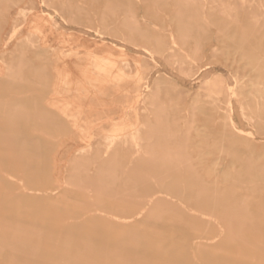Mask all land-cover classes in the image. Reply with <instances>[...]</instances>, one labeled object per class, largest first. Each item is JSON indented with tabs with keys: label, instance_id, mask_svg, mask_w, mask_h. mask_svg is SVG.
<instances>
[{
	"label": "rangeland",
	"instance_id": "374dc122",
	"mask_svg": "<svg viewBox=\"0 0 264 264\" xmlns=\"http://www.w3.org/2000/svg\"><path fill=\"white\" fill-rule=\"evenodd\" d=\"M18 1L0 0V264H20L24 257L21 264H264V0H127L125 9L115 10L118 17L108 0ZM72 59L80 72L90 73L82 77L87 80L63 79L68 76L65 64ZM73 83L79 84L78 90L71 89ZM116 83L125 84L122 91L118 88L123 94L118 105L110 101ZM33 84L45 90L33 91ZM72 90L80 102L68 114L55 99ZM24 94L30 103L14 104ZM100 94L106 102L101 118L96 101ZM233 121L236 128L230 125ZM11 125L19 126V133L25 130L26 138L12 137ZM220 135L231 141L223 142ZM31 139H38L37 144ZM30 141L34 144L29 147ZM169 146L178 151L169 155ZM35 150L43 155L40 165ZM57 192L59 197L50 199ZM34 224L49 226L41 228L45 236ZM56 225L71 236L63 231L65 237Z\"/></svg>",
	"mask_w": 264,
	"mask_h": 264
},
{
	"label": "bare ground",
	"instance_id": "6f19581e",
	"mask_svg": "<svg viewBox=\"0 0 264 264\" xmlns=\"http://www.w3.org/2000/svg\"><path fill=\"white\" fill-rule=\"evenodd\" d=\"M71 1H72V0H71ZM99 1H100V0H99ZM101 1H102V0H101ZM108 1H109V0H108ZM112 1H113V0H112ZM119 1H120V0H119ZM18 2H20V1H18ZM59 2H60V1H59ZM63 2H64V1H63ZM66 2H67V0H66ZM72 2H73V1H72ZM80 2H81V1H80ZM82 2H84V1H82ZM85 2H86V0H85ZM87 2H88V1H87ZM104 2H105V1H104ZM110 2H111V1H110ZM117 2H118V1H117ZM117 2H115V3H117ZM124 2H125V1H123L122 3H124ZM20 3H22V0H21ZM40 3H41V1H40ZM112 3H113V2H111V5H113ZM140 3H141V2H140ZM80 4H81V3H80ZM105 4H106V2H105ZM107 4H109V2H108ZM125 4L127 5V3H125ZM133 4H134V3H133ZM43 5H45V3H43ZM48 5H49V4H48ZM48 5H47V6H48ZM53 5H54V4H53ZM65 5H67V4L64 3V6H65ZM93 5H96V3L93 4ZM74 6H75V5H74ZM83 6H84V3H83ZM109 6H110V5H109ZM109 6H108V7H109ZM114 6H115V5H114ZM53 7H54V6H53ZM65 7H66V6H65ZM87 7H88V6H87ZM106 7H107V6H106ZM112 7H113V6H112ZM133 7H135V6H133ZM33 8H34V2H33ZM47 8H48V7H47ZM67 8H69V7L67 6ZM67 8H66V10H67ZM73 8H74V7H73ZM73 8L71 7V12H72V9H73ZM84 8H85V7H84ZM96 8H97V7H96ZM101 8H102V7H101ZM115 8H116V7H115ZM12 9H13V8H12ZM31 9H32V8H31ZM50 9H51V8H50ZM60 9H61V7H60ZM60 9H58V14H59V15L61 14V13H59V12H60ZM86 9H87V8H86ZM123 9H125V8H123ZM149 9H150V8H149ZM95 10H96V9H95ZM138 10H139V9H138ZM19 11H20V10H19ZM27 11H28V10H27ZM32 11H33V9H32ZM43 11H44V9H43ZM67 11H68V10H67ZM75 11H76V9H75ZM118 11H119V10H118ZM148 11H149V10H148ZM30 12H31V11H30ZM30 12H29V13H30ZM56 12H57V11H56ZM69 12H70V11H69ZM120 12H121V11H120ZM9 13H10V12H9ZM25 13H26V12H25ZM45 13H46V12H45ZM47 13H48V12H47ZM22 15H23V14H22ZM26 15H27V14H26ZM49 15H51V14H49ZM64 15H65V14H64ZM66 15H67V14H66ZM165 16H166V14H165ZM167 16H168V15H167ZM255 17H256V16H255ZM255 17H254V18H255ZM259 17H260V16H259ZM24 19H26V17H25ZM4 20H5V19H4ZM148 21H149V20H148ZM253 22H254V21H253ZM17 24H18V23H17ZM242 24H243V23H242ZM23 25H24V24H23ZM23 25H22V26H23ZM247 25H248V24H247ZM56 26H58V25H56ZM256 26H257V25H256ZM4 27H5V26H4ZM20 27H21V26H20ZM140 27H141V26H140ZM141 28H142V27H141ZM137 29H140V28L138 27ZM15 30L17 31V29H15ZM251 30H252V29H251ZM145 31H146V30H145ZM138 32H139V31H138ZM140 32H141V29H140ZM140 32H139V33H140ZM243 32H244V31H243ZM13 33H15V32H13ZM139 33H138V34H139ZM143 33H144V32H143ZM140 34H142V32H141ZM140 34H139V35H140ZM36 35H37V34H36ZM11 36H12V35H11ZM11 36L8 37V38H6V39H7V40H10ZM172 36H173V35H172ZM172 36H171V38H172ZM27 38H28V37H27ZM32 38H33V36H32ZM32 38H31V39H32ZM39 38H40V37H39ZM173 38H174V37H173ZM173 38H172V40H173ZM44 39H45V38H44ZM126 39H127V38H126ZM174 40H175V39H174ZM33 41H34V40H33ZM259 41H260V40H259ZM27 42H28V40H27ZM30 42H31V41H30ZM9 43H10V42H9ZM9 43H8V45H9ZM28 43H29V42H28ZM16 44H17V43H16ZM36 44H37V43H36ZM36 44H34V45H36ZM163 44H164V43H163ZM19 45H22V43L19 44ZM32 45H33V44H32ZM34 45H33V47H34ZM39 45H40V44H39ZM242 45H243V44H242ZM164 46H165V44H164ZM164 46H163V47H164ZM166 46H167V44H166ZM166 46H165V48L168 47V46H167V47H166ZM19 47H20V46H19ZM171 47H172V46H171ZM13 48H15V46H14ZM20 48H23V47H20ZM161 49L164 50V48H161ZM145 50H146V49H145ZM40 52H41V51H40ZM40 52H39V54H40ZM42 52H43V51H42ZM152 53H154V52H152ZM159 53H160V52H159ZM89 55H90V54H89ZM163 55H164V54H163ZM42 56H43V54H42ZM255 57H256V56H255ZM255 57H254V58H255ZM41 58H42V57H41ZM92 58H95V59H96L97 57H94V56H93ZM254 58H253V59H254ZM256 58H257V57H256ZM22 59H23V58H22ZM45 59H47V58H44V60H45ZM95 59H93V60L96 61ZM235 59H236V58H235ZM253 59H252V60H253ZM261 59H262V58H261ZM42 60H43V58H42ZM97 60H98V59H97ZM245 60H246V58H245ZM263 60H264V59H263ZM24 61H26V60H24ZM142 61H143V60H142ZM21 62H22V61H21ZM50 62H51V61H50ZM241 62H242V61H241ZM243 62H245V61L243 60ZM5 63H6V62H5ZM94 63H95V62H94ZM101 63H102V62H101ZM238 63H239V62H238ZM259 63H260V62H259ZM26 64H27V63H26ZM50 64H51V63H50ZM95 64H96V63H95ZM239 64H240V63H239ZM243 64H244V63H242L241 65L243 66ZM250 64H251V62H250ZM29 65H30V64H29ZM46 65H47V64H46ZM97 65H98V64H97ZM97 65L95 66V68L97 67ZM103 65H104V64H103ZM103 65H102V66H103ZM237 65H238V64H237ZM44 66H45V65H44ZM99 66H100V65H99ZM109 66H110V65H109ZM239 66H240V65H239ZM250 66H251V65H250ZM257 67L259 68L258 65H257ZM97 68H98V67H97ZM97 68H96V69H97ZM127 68H129V67H127ZM241 68H242V67H241ZM254 68H255V67H254ZM254 68H253V69H254ZM7 70H8V69H7ZM21 70H22V69H21ZM97 70H99V71H103V72L109 71V69L106 68V67H100V68H98ZM127 70H128V69H127ZM235 70H236V69H235ZM10 71H11V70H10ZM236 71H238V69H237ZM12 72H13V71H12ZM248 72H249V71H248ZM248 72H247V73H248ZM16 73H17V72H16ZM247 73H246V74H247ZM20 74H21V73H20ZM96 74H97V73H96ZM237 74H238V73H237ZM8 75H9V74H8ZM247 75H248V74H247ZM247 75L245 76V78L247 77ZM252 75H253V74H252ZM49 76H50V75H49ZM40 77H41V75H40ZM248 77H249V76H248ZM251 77H252V76H251ZM2 79H3V78H2ZM2 79H1V80H2ZM21 79H22V78H21ZM27 79H28V78H27ZM39 79H40V78H39ZM241 79H242V78H241ZM251 79H252V78H251ZM235 80H236V79H235ZM24 81H25V80H24ZM243 81H244V80H243ZM43 82H44V81H43ZM241 83H242V81H241ZM242 84H243V83H242ZM249 84H250V83H249ZM3 85H4V84H3ZM33 85H34V84H33ZM145 85H146V88H147V87L149 86V83L146 81V82H145ZM227 85H228V84H227ZM238 85L240 86V84H238ZM238 85H237V86H238ZM243 85H244V84H243ZM251 85H252V84H251ZM34 86H35V85H34ZM36 86H37V85H36ZM36 86H35V88H34V87L32 88L33 91H35V90L38 89V88L40 89L41 87L43 88V89L41 88L42 90H45V87H43V86H41V85H40L41 87H36ZM45 86H46V85H45ZM225 86H226V85H225ZM245 86L248 88L247 85H245ZM261 86L263 87V85H261ZM261 86H260V87H261ZM17 87H18V86H17ZM29 87H31V86H29ZM228 87H229V86H228ZM235 87H236V86H235ZM7 88H8V87H7ZM231 88H232V87H231ZM244 88H245V87H244ZM244 88H243V89H244ZM47 89H48V88H47ZM228 89H229V88H228ZM232 89L235 90L236 88L233 87ZM232 89H231V91H232ZM13 90H14V89H13ZM254 90H255V89H254ZM9 91H10V90H9ZM16 91H17V90H16ZM18 91H19V90H18ZM27 91H29V90H27ZM31 91H32V90H31ZM33 91H32L31 93H30V92H29V93L32 94ZM36 91L38 92V90H36ZM228 91H229V90H228ZM244 91H245V90H244ZM246 91H248V90H246ZM262 91L264 92V90H262ZM21 92H22V91H21ZM42 92H43V91H42ZM42 92H41V93H42ZM236 92H238V90H237ZM241 92H242V94H243V91H241ZM257 92H258V91H257ZM259 92H261V91H259ZM3 93H4V92H3ZM6 93H8V91H6ZM6 93H5V94H6ZM24 93H25V92H24ZM38 93H39V92H38ZM231 93H233V92H231ZM247 93H249V92H247ZM251 93H252V92H251ZM1 94H2V93H1ZM13 94H14V93H13ZM25 94L28 95V97H30V96H29L30 94H28V93H25ZM25 94H24V95H25ZM33 94L36 95L37 93L34 92ZM245 94H246V93H245ZM9 95H10V94H9ZM26 95H25V97L18 96V98H16L17 102H14V104H15V103H18V104H19V102H20V103H22V106H24L25 104L30 103V101L26 99V98H28V97H26ZM142 95L144 96V94H142ZM249 95H250V94H249ZM6 96H7V94H6ZM6 96H4V97H6ZM11 96H12V94H11ZM11 96H10V97H11ZM41 96H42V94H41ZM236 96H237V95H236ZM236 96H235V97H236ZM238 96H239V95H238ZM253 96H256V94L253 95ZM14 97H15V96H14ZM19 97H20V98H19ZM21 97H22V98H21ZM35 97H36V96H35ZM241 97H244V96L241 95ZM250 97H251V96H250ZM261 97H263V96H261ZM7 98H8V96H7ZM31 98H32V97H31ZM33 98H34V97H33ZM3 99H5V98H3ZM37 99H38V98H37ZM155 99H156V98H155ZM240 99H241V98H240ZM251 99H252V98H251ZM251 99H248V101L251 100ZM254 99H255V98H254ZM254 99H253V100H254ZM256 99H257V97H256ZM256 99H255V104L253 103L254 105H256ZM0 100H2V99H0ZM7 100H9V98H8ZM16 100H15V101H16ZM235 100H236V99H235ZM238 100H239V97H238ZM244 100L246 101V99H244ZM35 101H37V100L35 99ZM245 101H244V102H245ZM248 101H246V102L248 103ZM251 101H252V100H251ZM31 102H32V101H31ZM152 102H153V101H152ZM237 102H238V101H237ZM35 103H36V102H35ZM250 103H251V102H250ZM257 103H258V102H257ZM6 104H7V102H6ZM23 104H24V105H23ZM39 104H40V103H39ZM19 105H20V104H19ZM239 105H240V104H239ZM5 106H6V105H5ZM13 106H15V105H13ZM28 106H29V105H28ZM36 106H38L37 103H36ZM210 106H211V105H210ZM248 106H249V105H248ZM6 107H7V106H6ZM26 107H27V105H26ZM30 107H31V106H30ZM249 107H250V106H249ZM257 107H258V106H257ZM257 107H256V108H257ZM14 108H15V107H14ZM14 108H12V111H13ZM21 108H22V107H21ZM23 108H24V107H23ZM1 109H2V108H1ZM25 109H26V108H25ZM33 109H34V108H33ZM38 109H39V106H38ZM5 110H6V108H5ZM5 110L3 109V111H5ZM27 110H28V109H27ZM27 110H26V111H27ZM41 110H42V109H41ZM8 111H9V110H8ZM152 111H153V110H152ZM230 111H231V110H230ZM243 111H244V110H243ZM6 112H7V111H6ZM213 112H214V111H213ZM232 112H233V111H232ZM232 112H231V113H232ZM258 112H259V110H258ZM0 113H1V111H0ZM2 113H3V112H2ZM21 113H22V114H26V113H23V112H21ZM155 113H156V112H155ZM241 113H242V112H241ZM27 114H28V113H27ZM27 114H26V115H27ZM31 114H33V112H32ZM31 114H30V115H31ZM4 115H5V114H4ZM36 115H37V114H36ZM27 116H28V115H27ZM31 116H32V115H31ZM46 116H47V115H46ZM25 117H26V116H25ZM28 117H30V116H28ZM28 117H26V119H27ZM32 117H34V116H32ZM39 117H40V116H39ZM56 117H57V116H56ZM56 117H55V118H56ZM34 118H35V117H34ZM41 118H42V117H41ZM250 118H251V116H250ZM28 119H29V118H28ZM47 119H48V118H47ZM169 119H170V118H169ZM171 119H172V118H171ZM247 119H248V117H247ZM252 119H253V118H252ZM0 120H2V119H0ZM254 120H255V119H254ZM260 120H261V119H260ZM172 121H173V120H172ZM51 122H52V121H51ZM146 122H147V121H146ZM28 123H29V122H28ZM154 123H155V122H154ZM159 123H160V122H159ZM254 123H255V122H254ZM2 124H3V123H2ZM39 124H40V123H39ZM223 124H227V123H223ZM223 124H222V126L224 127L225 125H223ZM228 124H230V122H229ZM237 124H238V123H237ZM24 125H25V124H24ZM30 125H31V123H30ZM230 125H231V127L236 128V125H235L234 121H233V123L231 122ZM11 126H12V128H11V129H12V137H15V136L18 134L17 136H18L19 138H21V137H22V138H26L25 136H26L27 134H26L25 130H24V134H25V136H24V134L19 133V130H18V129H19V126H16V125H15V126L11 125ZM11 126H10V127H11ZM21 126H22V125H21ZM27 126H28V125H27ZM253 126H254V125H253ZM57 127H58V126H57ZM144 127H145V126H144ZM146 127H147V126H146ZM256 127H257V126H256ZM27 128H30V129H31V127H27ZM140 128H141V127H140ZM228 128H230V126H229ZM3 129H5V128L3 127ZM21 129H22V127H21ZM24 129H25V128H24ZM230 129H231V128H230ZM27 130H28V129H27ZM54 130H55V129H54ZM212 130H213V129H212ZM234 130H235V129H234ZM0 131H1V130H0ZM10 131H11V130H10ZM147 131H148V130H147ZM149 131H150V130H149ZM205 131H206V129H205ZM218 131H219V129H218ZM223 131H224V130H223ZM223 131H219V132H223ZM235 131H236V130H235ZM241 131H242V130H241ZM2 132H4V131H2ZM58 132H59V131H58ZM151 132H152V131H151ZM219 132H218V133H219ZM243 132H244V131H243ZM262 132L264 133V131H262ZM27 133H29V132H27ZM41 133H42V132H41ZM46 133H47V132H46ZM212 133H213V132H212ZM216 133H217V132H216ZM224 133H225V132H223V133H221V134H224ZM235 133H237V132H235ZM29 134H30V133H29ZM29 134H28V135H29ZM37 134H38V133H37ZM154 134H155V133H154ZM209 134H210V133H209ZM213 134H214V133H213ZM227 134H228V132L225 133L224 135L228 137ZM238 134H239V133H238ZM0 135H1V134H0ZM8 135H10V133H9ZM31 135H32V133H31ZM48 135H49V134H48ZM140 135H141V134H140ZM202 135H203V134H202ZM204 135H205V134H204ZM204 135H203V136H204ZM210 135H211V134H210ZM215 135H216V134H215ZM215 135H214V136H215ZM218 135H219V134H218ZM138 136H139V135H138ZM214 136H212V137H214ZM220 136H221V135H220ZM222 136H223V135H222ZM222 136H221V137H222ZM225 136H224V137H225ZM230 136H231V134L229 135V138H233L232 136H231V137H230ZM233 136H234V135H233ZM241 136H243L242 133H241ZM28 137H29V136H28ZM32 137H33V136H32ZM32 137H31V138H32ZM49 137H50V136H49ZM146 137H147V136H146ZM224 137H222V138H220V139H221V140H224ZM238 137H239V136H238ZM29 138H30V137H29ZM29 138H28V139H29ZM128 138H129V137H128ZM142 138H143V137H142ZM150 138H151V137H150ZM204 138H205V137H204ZM235 138H236V136H235ZM28 139H27V141H29ZM54 139H55V138H54ZM129 139H131V138H129ZM143 139H144V138H143ZM158 139H159V138H158ZM207 139H208V138H207ZM217 139H218V138H217ZM220 139H219V140H220ZM233 139H234V138H233ZM31 140H32V139H31ZM37 140H38V139H37ZM37 140H36V141H35V140H34V141L32 140V141H33V142H36V144H37ZM113 140H114V139H113ZM146 140H147V139H146ZM152 140H153V139H152ZM205 140H206V139H205ZM227 140H228V138H227ZM227 140H224L223 142H225V141H227ZM229 140L231 141V139H229ZM229 140H228V142H229ZM12 141H13V140H12ZM22 141H23V139H22ZM32 141H30V142H32ZM40 141H41V140H39V142H40ZM55 141H56V140H55ZM107 141H109V140H107ZM110 141H111V140H110ZM154 141H155V138H154ZM243 141L245 142V140H243ZM2 142H3V140H2ZM2 142H1V143H2ZM33 142L30 143V144H27V143H26V144H27L28 146L31 145V144L33 145V144H34ZM135 142H136V141H135ZM149 142H150V141H149ZM166 142H167V141H166ZM208 142H209V140H208ZM249 142H250V141H249ZM225 143H226V142H225ZM232 143H233V142H232ZM232 143H231V144H232ZM236 143H237V142H236ZM250 143H252V142H250ZM39 144H40V143H39ZM173 144H174V143H173ZM216 144H217V143H216ZM216 144H215V145H216ZM221 144H222V143H221ZM229 144H230V143H229ZM229 144H228V146H229ZM239 144H240V143H239ZM40 145H41V144H40ZM43 145H44V144H43ZM215 145H214V146H215ZM245 145H246V144H245ZM245 145H244V146H245ZM38 146H39V145H38ZM38 146H37V147H38ZM105 146H106V145H105ZM111 146H112V148H113V145H111ZM135 146H136V145H135ZM175 146H176V145H175ZM175 146H173V147H175ZM216 146H218V145H216ZM228 146H226V147L228 148ZM240 146H241V145H240ZM0 147H1V146H0ZM29 147H30V146H29ZM31 147H32L33 149L36 148V147H33V146H31ZM50 147H51V146H50ZM152 147H153V146H152ZM173 147H172V146H171V147L169 146L170 149L168 148L169 151H167L169 155L172 154V152H174V151H176V152L178 151V150H175V148H173ZM229 147H230V146H229ZM232 147H233V146H232ZM257 147H258V146H257ZM145 148H146V147H145ZM214 148H215V147H214ZM222 148H225V147H224V143H223V147H221V149H222ZM0 149H1V148H0ZM20 149L22 150V148H20ZM130 149H131V148H130ZM232 149H233V148H232ZM3 150H5V148H3ZM137 150H138V149H137ZM23 151H24V149H23ZM37 151H38V149H37ZM37 151L35 150V151H33V152L35 153V152H37ZM108 151H109V150H108ZM219 151H220V150H219ZM228 151H230V150H228ZM243 151H244V150H243ZM245 151H246V150H245ZM20 152H21V151H20ZM25 152H26V151H25ZM38 152H39V151H38ZM38 152H37V153H38ZM136 152H137V151H136ZM207 152H209V151H207ZM222 152H223V151H222ZM238 152H241V150L238 151ZM252 152H253V151H252ZM81 153H82V152H81ZM105 153H106V152H105ZM151 153H152V152H151ZM151 153H150V154H151ZM162 153H163V152H162ZM24 154H25V153H24ZM39 154H41V153H38V155H35V156H39L37 160L40 161V158H41V157L43 158V155L41 154L42 156H40ZM244 154H245V153H244ZM82 155H83V154H82ZM153 155H154V154H153ZM209 155H210V154H209ZM9 156H10V155H9ZM30 156H32V155H30ZM124 156H125V155H124ZM136 156H137V155H136ZM144 156H145V155H144ZM149 156H150V155H149ZM252 156H253V155H252ZM11 157H15V155L12 154ZM83 157H84V155H83ZM100 157H101V156H100ZM145 157H146V156H145ZM153 157H154V156H153ZM172 157H175V156H172ZM248 157H249V156H248ZM19 158H20V157H19ZM31 158H32V157H31ZM31 158H30V160H31ZM101 158H102V157H101ZM105 158H106V157H105ZM155 158H158V157H155ZM176 158H177V157H176ZM179 158H180V157H179ZM205 158H206V157H205ZM249 158H250V157H249ZM252 158H253V157H252ZM258 158H259V157H258ZM8 159H9V158H8ZM95 159H97V158H95ZM177 159H178V158H177ZM223 159H224V158H223ZM241 159H242V158H241ZM244 159H245V158H244ZM244 159H243V160H244ZM3 160H4V159H2L1 162H2ZM12 160H13V159H12ZM30 160H29V161H30ZM35 160H36V159H35ZM35 160H34V161H35ZM82 160H83V159H82ZM178 160H180V159H178ZM250 160H251V159H250ZM9 161H10V160H9ZM16 161H17V160H16ZM18 161H19V159H18ZM32 161H33V159H32ZM79 161H80V160H79ZM128 161H129V160H128ZM131 161H132V160H131ZM146 161H147V160H146ZM168 161H169V160H168ZM181 161H183V159H182ZM226 161H227V160H226ZM258 161H259V160H258ZM10 162H11V161H10ZM20 162H21V161H20ZM35 162H36V161H35ZM93 162H94V161H93ZM98 162H100V161H98ZM101 162H102V161H101ZM104 162H105V161L103 160V163H104ZM154 162H155V161H154ZM157 162H158V161H157ZM160 162H161V161H160ZM12 163H13V162H12ZM12 163H11V164H12ZM14 163H15V162H14ZM29 163H30V162H29ZM29 163H28V164H29ZM32 163H33V162H32ZM40 163H42V162L40 161V162H39V165H40ZM134 163H135V162H134ZM245 163H246V162H245ZM258 163H259V162H258ZM33 164H36V163H33ZM95 164H96V162H95ZM205 164H206V163H205ZM241 164H242V163H241ZM12 165H13V164H12ZM18 165H19V164H18ZM93 165H94V164H93ZM93 165H92V166H93ZM135 165H136V164H135ZM207 165H208V164H207ZM219 165H220V164H219ZM250 165H251V163H250ZM19 166H21V165H19ZM29 166H31V164H30ZM48 166H49V165H48ZM146 166H147V165H146ZM251 166H252V165H251ZM11 167H12V166H11ZM17 167H18V166H17ZM25 167H26V166H25ZM147 167H148V166H147ZM200 167H201V165H200ZM216 167H217V166H216ZM226 167H227V166H226ZM236 167H237V166H236ZM0 168H1V167H0ZM18 168H20V167H18ZM27 168H28V166H27ZM29 168H31V167H29ZM40 168H42V167L40 166ZM74 168H75V167H74ZM76 168H77V167H76ZM160 168H161V167H160ZM9 169H11V168H9ZM114 169L116 170L117 168H114ZM126 169H127V168H126ZM156 169H157V168H156ZM158 169H159V168H158ZM187 169H188V168H187ZM115 170H114V171H115ZM188 170H189V169H188ZM193 170H194V169H193ZM225 170H226V168H225ZM1 171H2V169H1ZM19 171H20V170H19ZM24 171H26V170H24ZM86 171H87V170H86ZM96 171H97V169H96ZM201 171H203V170H201ZM208 171H209V170H208ZM215 171H216V169H215ZM228 171H229V170H228ZM232 171H233V170H232ZM42 172H43V171H41V173H42ZM77 172H78V170H77ZM125 172H127V171H125ZM210 172H211V171H210ZM18 173H19V172H18ZM18 173H17V175H18ZM20 173H21V172H20ZM26 173H27V172H26ZM46 173H47V172H45V175H46ZM13 174H15V173H13ZM24 174H25V172H24ZM42 174H43V173H42ZM146 174H147V173H146ZM180 174H181V173H180ZM194 174H195V173H194ZM204 174H205V173H204ZM206 174H207V173H206ZM215 174H216V173H215ZM9 175H10V174H9ZM15 175H16V174H15ZM20 175H21V174H20ZM20 175H19V176H20ZM22 175H23V173H22ZM93 175H94V174H93ZM115 175H116V173H115ZM161 175H162V174H161ZM209 175H210V174H209ZM40 176H42V175H40ZM40 176H39V177H40ZM8 177H10V176H8ZM12 177L15 178L14 176H12ZM16 177H17V176H16ZM24 177H25V175H24ZM39 177H38V178H39ZM6 178H7V176H6ZM93 178H95V177L93 176ZM253 178H254V177H253ZM95 179H96V178H95ZM123 179H124V178H123ZM152 179H153V178H152ZM261 179H262V178H261ZM72 180H73V179H72ZM130 180H131V179H130ZM154 180H155V179H154ZM161 180H162V179H161ZM207 180H208V179H207ZM209 180H210V178H209ZM258 180H260V179H258ZM97 181H98V180H97ZM262 181H264V180H262ZM11 182H12V181H11ZM18 182H19V181L17 180V183H18ZM33 182H34V183H37V184L39 183L38 180H35V179L33 180ZM86 182H87V181H86ZM94 182H95V181H94ZM202 182H203V181H202ZM0 183H1V181H0ZM34 183H33V184H34ZM98 183H99V182H98ZM100 183H101V182H100ZM100 183H99V184H100ZM256 183H257V182H256ZM256 183H255V185L259 184V183H257V184H256ZM2 184H3V183H2ZM5 184H6V183H5ZM30 184H32V183L30 182ZM42 184H43V183H42ZM67 184H68V183H67ZM99 184H98V185H99ZM101 184H102V183H101ZM263 184H264V183H263ZM25 185H26V184H25ZM25 185H24V186H25ZM38 185H39V184H38ZM114 185H115V184H114ZM255 185H254V186H255ZM261 185H262V183H261ZM261 185H260V186H261ZM0 186H1V185H0ZM18 186H19V184H18ZM18 186H17V188H18ZM26 186H27V185H26ZM35 186H36V185H35ZM73 186H74V185H73ZM109 186H112V185L110 184ZM20 187H21V185H20ZM22 187H23V186H22ZM36 187H37V186H36ZM229 187H230V186H229ZM241 187H242V186H241ZM248 187H249V186H248ZM256 187H257V186H256ZM256 187H255V188H256ZM262 187H263V186H262ZM24 188H25V187H24ZM29 188H30V187H29ZM37 188H38V187H37ZM59 188H60V187H59ZM96 188H97V186H96ZM258 188H259V187H258ZM19 189L22 190V188H19ZM26 189H27V188H26ZM30 189H31V188H30ZM62 189H63V188H62ZM65 189H66V188H64V190H65ZM78 189H79V188H78ZM86 189H87V188H86ZM89 189H90V188H89ZM112 189H113V188H112ZM251 189H252V188H251ZM1 190H3V188H1ZM4 190H5V189H4ZM4 190H3L2 192H4ZM27 190H28V189H27ZM34 190H35V189H34ZM34 190H33V191H34ZM37 190H38V189H37ZM59 190H60V189H58V191H59ZM76 190H77V189H76ZM110 190H111V189H110ZM114 190H115V189H114ZM16 191H17V190H16ZM16 191H14V192H16ZM22 191H23V190H22ZM25 191H26V190H25ZM29 191H31V190H29ZM35 191H36V190H35ZM51 191H52V190H51ZM53 191H54V190H53ZM55 191H56V190H55ZM244 191H245V190H244ZM9 192H10V190H9ZM12 192H13V191H12ZM14 192H13V193H14ZM23 192H24V191H23ZM37 192H38V191H37ZM81 192H82V191H81ZM133 192H134V191H133ZM136 192H137V191H136ZM212 192H213V191H212ZM222 192H223V191H222ZM0 193H1V192H0ZM16 193H17V192H16ZM21 193H22V192H21ZM40 193H41V192H40ZM43 193H44V192H43ZM43 193H42V195H43ZM58 193H59V192H57L56 195L52 194V196L50 197V199L56 198V197L59 195ZM84 193H85V192H83V194H84ZM93 193H94V192H93ZM99 193H100V192H99ZM101 193H102V192H101ZM160 193H161V192H160ZM180 193H181V192H180ZM208 193H209V192H208ZM223 193H224V192H223ZM8 194H9V193H8ZM10 194H11V192H10ZM33 194H34V193H33ZM33 194H26V193H25V194H22V196L34 197V198H38V197H39V196H36V195H33ZM62 194H63V193H62ZM90 194H91V193H90ZM161 194H162V193H161ZM1 195H2V194H1ZM4 195H5V194H4ZM46 195H47V194H46ZM85 195H86V194H85ZM91 195H92V194H91ZM113 195H114V194H113ZM116 195H117V194H116ZM165 195H166V194H165ZM165 195H164V196H165ZM261 195H262V194H261ZM263 195H264V194H263ZM43 196H44V195H43ZM60 196H61V194H60ZM120 196H121V195H120ZM124 196H125V195H124ZM153 196H154V195H153ZM153 196H152V197H153ZM207 196H208V195H207ZM3 197H4V196H3ZM12 197H14V196H12ZM58 197H59V196H58ZM63 197H64V196H63ZM63 197H62V200H63ZM114 197H115V196H114ZM157 197H158V196H157ZM262 197H263V196H262ZM1 198H2V197H1ZM5 198H7V195H6ZM20 198H21V197H20ZM48 198H49V197H48ZM145 198H146V197H145ZM238 198H239V197H238ZM242 198H243V197H242ZM260 198H261V197H260ZM2 199H3V198H2ZM9 199H10V198H9ZM9 199H8L7 201H9ZM17 199H18V201L20 200L19 197H18V198H15V199L13 198V200H17ZM31 199H32V198H31ZM59 199H60V198H59ZM59 199H57V200H59ZM66 199H67V198H66ZM133 199H134V198H133ZM149 199H150V198H149ZM160 199H161V198H160ZM163 199H165V198L163 197ZM21 200H22V199H21ZM33 200H34V199H33ZM43 200H44V199H43ZM54 200H55V199H54ZM151 200H152V199H151ZM158 200H159V199H158ZM173 200H174V199H173ZM256 200H259V199H256ZM2 201H3V200H2ZM18 201H17V202H18ZM29 201H30V199H29ZM29 201H28V202H29ZM39 201H40V200H39ZM55 201H56V200H55ZM66 201H67V200H66ZM69 201H70V200H69ZM261 201H262V200H261ZM24 202H25V201H24ZM48 202H49V201H48ZM56 202H57V201H56ZM60 202H61V201H60ZM60 202H59V203H60ZM83 202H84V201H83ZM94 202H95V201H94ZM180 202H181V200H180ZM202 202H203V201H202ZM205 202H206V201H205ZM7 203H8V202H7ZM32 203H33V202H32ZM32 203H31V204H32ZM45 203H46V202H45ZM63 203H64V201H63ZM67 203H68V202H67ZM108 203H109V202H108ZM206 203H207V202H206ZM0 204L2 205V203H0ZM9 204H10V203H9ZM11 204H12V202H11ZM11 204H10V205H11ZM29 204H30V203H29ZM46 204H47V203H46ZM48 204H49V203H48ZM50 204H51V205H50ZM50 204H49V205L52 206V203H50ZM65 204H66V203H65ZM23 205H24V204H23ZM25 205H26V204H25ZM43 205L45 206V204H43ZM43 205H41V206H43ZM49 205H47V206H49ZM68 205H69V206H68ZM68 205H67V208L70 207V204H69V203H68ZM94 205H95V204H94ZM113 205H114V204H113ZM205 205H206V204H205ZM31 206H32V205H31ZM41 206H40V207H41ZM261 206H262V205H261ZM5 207H6V206H5ZM10 207H11V206H9V208H10ZM13 207H14V205H13ZM16 207H17V206H16ZM24 207H26V206H24ZM35 207H36V206H35ZM7 208H8V207H7ZM29 208H31V207H29ZM64 208H65V207H64ZM67 208H66V209H67ZM182 208H184V207H182ZM260 208H261V207H260ZM17 209H18V208H17ZM20 209H21V208H20ZM25 209H26V208H25ZM27 209H28V208H27ZM45 209H46V208H45ZM49 209H50V211H51L52 208L50 207ZM53 209H54V208H53ZM53 209H52V211H53ZM68 209H69V208H68ZM113 209H114V208H113ZM165 209H166V208H165ZM169 209H170V208H169ZM14 210H16V209H14ZM30 210H31V209H30ZM47 210H48V209H47ZM56 210H59V209H56ZM60 210H61V209H60ZM62 210H63V209H62ZM95 210H96V209H95ZM95 210H94V211H95ZM116 210H117V209H116ZM140 210H141V209H140ZM171 210H172V209H171ZM260 210H261V209H260ZM12 211H13V209H12ZM17 211H18V210H17ZM17 211H16V213H17ZM32 211H34V210L32 209ZM42 211H44V209H43ZM68 211H70V210H68ZM90 211H92V210L90 209ZM96 211H97V210H96ZM141 211H142V210H141ZM70 212H71V211H70ZM72 212H73V211H72ZM72 212H71V213H72ZM74 212H75V211H74ZM137 212H138V211H137ZM35 213H37V212H34V215H35ZM139 213H140V212H139ZM2 214H3V213H2ZM9 214H10V213H9ZM59 214H61V213H59ZM76 214L78 215V212H76ZM140 214H141V213H140ZM29 215H31V214H29ZM49 215H50V214H49ZM65 215H66V214H65ZM77 215H76V216H77ZM83 215H85V214H83ZM90 215H91V214H90ZM97 215H98V214H97ZM133 215H134V214H133ZM152 215H154V214H152ZM210 215H211V214H210ZM16 216H17V215H16ZM31 216H32V215H31ZM37 216H38V215H37ZM87 216H88V215L86 214V217H87ZM117 216H118V215H117ZM131 216H132V215H131ZM134 216H135V215H134ZM211 216H212V215H211ZM2 217H3V215H2ZM17 217H18V216H17ZM24 217H25V216H24ZM29 217H30V216H29ZM32 217H33V216H32ZM32 217H30V218H32ZM60 217H61V216H60ZM80 217H82V216H80ZM101 217H102V216H101ZM114 217H115V216H114ZM152 217L154 218V216H152ZM217 217H218V216H217ZM7 218H9V217H7ZM19 218H20V217H19ZM19 218H18V219H19ZM30 218H29V219H30ZM35 218H37V217H35ZM39 218H40V217H39ZM39 218H38V219H39ZM42 218H43V217H42ZM42 218H40V219H42ZM61 218H62V217H61ZM64 218H65V217H64ZM90 218H91V217H90ZM90 218H89V219H90ZM104 218H105V217H104ZM127 218H128V217H127ZM134 218H136V217H134ZM203 218H204V217H203ZM3 219H4V218H3ZM23 219H24V218H23ZM25 219H26V218H25ZM25 219H24V221H25ZM27 219H28V217H27ZM29 219L26 220V221H29ZM33 219H34V218H33ZM38 219H37V222H38ZM40 219H39V220H40ZM82 219H83V218H82ZM87 219H88V218H87ZM115 219H116V218H115ZM122 219H123V218H122ZM136 219H138V218H136ZM151 219H152V218H151ZM4 220H5V219H4ZM21 220H22V219H21ZM79 220H80V219H79ZM118 220H119V219H118ZM178 220H179V219H178ZM178 220H176V221H178ZM180 220H181V219H180ZM210 220H211V219H210ZM0 221H1V223H2V220H1V219H0ZM13 221L15 222V221H17V220H13ZM30 221H32V220H30ZM30 221H29V222H30ZM33 221H35V219H34ZM46 221H47V220H46ZM46 221H45V222H46ZM51 221H52V220H51ZM55 221H56V220H55ZM69 221H70V220H69ZM113 221H115V220H113ZM120 221H121V220H120ZM130 221H132V220H130ZM134 221H135V220H134ZM151 221H152V220H151ZM217 221H218V220H217ZM35 222H36V221H35ZM42 222H43V221H41V223H42ZM58 222H59V221H57V224H58ZM64 222H65V221H63V224H64ZM70 222H71V221H70ZM82 222H85V219L82 220ZM136 222H138V221H136ZM144 222H145V221H144ZM1 223H0V224H1ZM3 223H5V222H3ZM15 223H16V222H15ZM15 223H13V224H15ZM47 223H48L47 225H49V222H48V221H47ZM51 223L53 224V221H52ZM60 223H62V222H60ZM116 223H117V222H116ZM119 223H121V222H119ZM6 224H7V223H6ZM6 224H4V225H6ZM39 224H40V223H39ZM43 224H44V223H43ZM54 224H55V222H54ZM121 224H122V223H121ZM137 224H138V223H137ZM137 224H136V225H137ZM142 224H143V223H142ZM182 224H183V223H182ZM35 225H36V224H34V226H35ZM41 225H42V224H41ZM41 225H40V226H41ZM45 225H46V224H45ZM66 225H67V224H66ZM43 226H44V225H43ZM57 226H59V225H56V227H57ZM82 226H84V224H82ZM180 226H182V225H180ZM184 226H185V225H184ZM218 226H219V225H218ZM224 226H225V225H224ZM4 227H5V226H4ZM7 227H9V226H7ZM10 227H11V226H10ZM46 227H49V226L40 227V228H39V226H38L39 231H41V232H37V229H38V228H37V226H35V228H37V229H36V232H37V233H42V235H43V229L41 230V228H46ZM51 227H52V226H51ZM53 227H54V226H53ZM53 227H52V228H53ZM56 227H54V228H56ZM62 227H63V226H62ZM140 227H141V226H140ZM219 227H220V226H219ZM32 228H34V227H32ZM54 228H53V229H54ZM59 228H60V226L58 227V229L56 228L57 231L59 230ZM63 228H65V226H64ZM63 228H62V229H63ZM123 228H125V227H123ZM141 228H142V227H141ZM250 228H251V227H250ZM13 229H14V226H13ZM13 229H12V230H13ZM48 229H49V228H48ZM53 229H50V230H52V234H51V231L49 232V230H48L47 232H49L51 235H53V234H55V233L53 232ZM60 229H61V228H60ZM81 229H82V228H81ZM92 229H93V228H91V231L93 232L95 229H94V230H92ZM129 229H130V228H129ZM138 229H139V228H138ZM161 229H162V228H161ZM219 229H220V228H219ZM1 230H2V229H0V231H1ZM46 230H47V229H46ZM71 230H73V229H71ZM96 230H97V229H96ZM120 230H121V229H120ZM123 230H124V229H123ZM131 230H132V229H131ZM222 230H223V229H222ZM25 231H26V230H25ZM34 231H35V229H34ZM44 231H45V230H44ZM54 231L56 232L55 229H54ZM59 231L62 232V234H64L63 231L65 232V229H64L63 231H61V230H59ZM87 231H88V230H87ZM103 231H105V230H103ZM109 231H110V230H109ZM111 231H112V230H111ZM149 231H150V230H149ZM157 231H158V230H157ZM207 231H208V229H207ZM223 231H225V229H224ZM7 232H8V231H7ZM9 232H10V231H9ZM47 232H46V235L48 234ZM100 232H101V231H100ZM32 233H33V232H32ZM65 233L67 234L68 231L65 232ZM70 233H71V231H70ZM70 233H68V236H69V235L71 236ZM95 233H97V232H95ZM106 233H107V232H106ZM106 233H105V234H106ZM230 233H231V232H230ZM3 234H4V232H3ZM10 234H11V233H10ZM20 234H22V233H20ZM57 234H59V233L57 232ZM66 234H64V236H65ZM81 234H82V233H81ZM93 234H94V233H93ZM150 234H151V233H150ZM153 234H154V233H153ZM4 235H5V234H4ZM18 235H19V234H17V236H18ZM42 235H40V236H42ZM51 235H49V236H51ZM74 235H75V234H74ZM106 235L108 236V234H106ZM233 235H234V234H233ZM8 236H9V234H8ZM25 236H26V235H25ZM27 236H28V233H27ZM40 236H39V239L41 238ZM43 236H45V234H44ZM55 236H57V235H55ZM66 236H67V235H66ZM66 236H65V237H66ZM79 236H80V235H79ZM95 236L98 238V236H97L96 234H95ZM155 236H156V235H155ZM219 236H220V235H219ZM20 237H22V235H21ZM59 237H60V236H59ZM65 237H64V238H65ZM75 237H76V236H74V238H75ZM90 237H91V236H90ZM92 237H93V236H92ZM103 237H104V236H103ZM103 237H102V238H103ZM105 237H106V236H105ZM108 237H109V236H108ZM108 237H107L105 240H107V239L109 240V239L111 238V237H109V238H108ZM30 238H32V237H30ZM47 238H49V237L47 236ZM57 238H58V237H57ZM62 238H63V235H62V237H60V239H62ZM70 238L73 239L72 241H74V238H73V237H69L68 239H70ZM76 238H77V237H76ZM99 238H101V236H100ZM115 238H116V237H115ZM14 239H18V238H15V237H14ZM19 239H20V238H19ZM26 239H27V238H26ZM60 239H59V240H60ZM77 239H78L77 241L80 242L79 237H78ZM81 239L84 240L85 238L83 239V237L81 236ZM91 239H92V238H91ZM103 239H104V238H103ZM193 239H194V238H193ZM212 239H213V238H212ZM1 240H2V239H0V242H2ZM20 240H21V239H20ZM42 240H43V238H42ZM44 240H45V239H44ZM44 240H43V241H44ZM51 240H53L52 237H51ZM57 240H58V239H57ZM66 240H67V239H66ZM86 240H87V239H86ZM101 240H102V239H101ZM105 240H104V241H105ZM12 241H14V240H11V242H12ZM26 241H27V240H26ZM48 241H49V239H48ZM48 241H47V244H48L50 247H52L53 244L50 245L49 243H51V242L48 243ZM63 241H64V240H63ZM70 241H71V240H70ZM98 241H100V240H98ZM11 242H10V243H11ZM21 242H22V241H21ZM45 242H46V240H45ZM45 242H44V243H45ZM64 242H65V241H64ZM67 242H68V241H67ZM84 242H86V241H84ZM92 242H93V241H92ZM101 242H103V241H101ZM192 242H193V241H192ZM7 243H8V242H7ZM10 243H8V244H10ZM15 243H16V242H14L13 245H15ZM42 243H43V242H42ZM58 243H59V241H58ZM60 243H61V241H60ZM69 243H70V242H69ZM195 243H196V242H195ZM17 244H19V243H17ZM40 244H41V243H40ZM55 244H56V242H55ZM85 244H86V243H85ZM90 244L92 245V243H90ZM193 244H194V242H193ZM197 244H198V243H197ZM1 245H3V244H1ZM5 245H6V244H5ZM26 245H27V244H26ZM48 245H46V246H48ZM60 245H61V244H60ZM60 245H59V247H61V250H62L63 248H62V246H60ZM72 245H73V243H72ZM76 245H78V244H76ZM195 245H196V244H195ZM198 245H199V244H198ZM42 246H43V245H42ZM69 246H71V244H68L67 247L70 248ZM93 246H94V245H93ZM95 246L98 247V245H95ZM111 246H112V245H111ZM15 247H19V246H15ZM72 247H73V246H72ZM72 247H71V248H72ZM80 247H81V246H80ZM82 247H83V246H82ZM88 247H89V246H88ZM90 247H91V246H90ZM97 247H96V248H97ZM101 247H102V246H101ZM117 247H119V246H117ZM117 247L114 246V248H117ZM0 248H1V246H0ZM21 248H22V247H21ZM32 248H33V247H32ZM32 248H30V250H31ZM43 248H44V246H43ZM54 248L57 249L58 247L55 246ZM68 248H67V249H68ZM77 248H78V247H77ZM77 248H76V249H77ZM83 248H84V247H83ZM85 248H86V246H85ZM91 248H92V247H91ZM91 248H90V249H91ZM94 248H95V247H94ZM98 248H100V247H98ZM103 248H104V247H103ZM1 249H3V248H1ZM4 249H5V248H4ZM7 249H8V247H7ZM23 249H24V248H23ZM25 249H26V248H25ZM44 249H45V248H44ZM44 249H43V250H44ZM59 249H60V248H59ZM73 249L75 250V248H73ZM79 249H80V248H79ZM105 249H106V248H105ZM13 250H15V248H14ZM13 250H12L11 254L14 253ZM43 250H42V251H43ZM52 250H54V249L52 248ZM69 250H70V249H69ZM84 250H85V249H84ZM3 251H5V250H2V253H3ZM20 251H21V250H20ZM20 251L18 250V252H20ZM23 251H24V250H23ZM23 251L20 252V253H23ZM32 251H33V250H31V253H32ZM36 251H37V250H36ZM42 251H41V252H42ZM44 251H45V250H44ZM54 251H55V250H54ZM16 253H17V251H15V254H16ZM25 253H26V251H25ZM63 253H64V252H63ZM195 253H196V252H195ZM3 254H4V253H3ZM15 254H14V255H15ZM41 254H42V253H41ZM61 254H62V253H61ZM64 254H65V253H64ZM89 254H90V253H89ZM89 254H88V255H89ZM94 254H95V253H94ZM96 254H97V253H96ZM30 255H31V254H30ZM34 255H35V253H34ZM62 255H63V254H62ZM92 255H93V254H92ZM98 255H99V254H98ZM108 255H109V254H108ZM112 255H113V254H112ZM9 256H10V254H9ZM9 256H7V257L9 258ZM32 256H33V254H32ZM32 256H31V257H32ZM71 256L74 257L73 254L70 255V258H72ZM82 256H84V255L82 254ZM94 256H95V255H94ZM101 256H102V255H101ZM105 256H107V255L105 254ZM11 257H12V256H11ZM37 257H38V256H36V258H37ZM60 257H61V256H60ZM62 257H63V256H62ZM62 257H61V258H62ZM75 257H76V256H75ZM95 257H96V256H95ZM13 258H14V257H13ZM18 258H19V257H18ZM36 258H35V259H36ZM38 258H39V257H38ZM15 259H16V258H15ZM19 259H20V258H19ZM23 259H25V257H24ZM23 259H21L20 261H19L18 259H17V260H18V261L20 262V264H21V262H22ZM26 259H28V257H27ZM33 259H34V258H33ZM50 259H51V258H50ZM52 259H54V258H52ZM55 259H56V258H55ZM59 259H60V258H59ZM59 259H58V260H59ZM2 260H3V259H2ZM10 260H11V259H10ZM17 260H16V262H18ZM58 260H57V262H58ZM194 260H195V259H194ZM0 261H1V260H0ZM30 261H31V260H30ZM37 261H38V259H37ZM49 261H50V260H49ZM51 261H52V260H51ZM51 261L49 262L50 264H51ZM54 261H55V260H54ZM8 262H9V261H8ZM11 262H12V261H11ZM14 262H15V261H14ZM0 263H1V262H0ZM6 263H7V262H6ZM39 263H40V262H39ZM41 263H42V262H41ZM49 263H48V261H47V264H49ZM73 263H74V262H73ZM2 264H3V263H2ZM22 264H23V263H22ZM31 264H32V263H31ZM42 264H43V263H42ZM54 264H58V263L55 262ZM59 264H63V263H59Z\"/></svg>",
	"mask_w": 264,
	"mask_h": 264
},
{
	"label": "crops",
	"instance_id": "0c3cea01",
	"mask_svg": "<svg viewBox=\"0 0 264 264\" xmlns=\"http://www.w3.org/2000/svg\"><path fill=\"white\" fill-rule=\"evenodd\" d=\"M109 1L113 2L112 3L113 5L110 4V7H111L110 10L113 13H116L115 10H117L118 8L123 9V6H126L125 3H127V0H120V1L119 0H113V1L112 0H109ZM123 1H125V2L122 3ZM115 2H117V3H115ZM116 16L118 17V14L117 13H116ZM117 22H118V20H117ZM65 65H66L65 72H63V73H65L66 75H68L67 78H63L65 81L80 82L82 80H87V79H82V77L84 78L83 75H90V73L80 72V70H79L80 67L78 66V63H77V61H75V59H72L70 62L68 61ZM73 85H75V86H73ZM123 85H125V84H123V83H116L115 84V87H116L115 88L116 89V95L114 97V100H110V101L111 102H114V104H116V105H118L119 103H121V104L123 103L122 102V97H123L122 92H121L120 95H119V93H117L118 92V88H120V90L122 91ZM71 86H72L71 89H73L74 87H76V89L79 88V84H77V83L76 84L73 83ZM111 88H113V86H111ZM73 90H72V93H66L67 92L66 91V92H64V94L62 96L57 97L55 99V103L58 104V108L62 109L63 112L66 111L68 114L73 113V111H71V107L75 106L76 103H79L80 102L79 93L78 92H75ZM87 98H84L86 102L88 101V100H86ZM96 101H97V103L99 105L98 106V111H97V116L100 115V118H101V117H103V109H102L101 106H104V104L106 103L105 102V96H104V94H100V96L97 98ZM69 105H70V107H69ZM125 105H126V103H125ZM116 112H117V108H116ZM85 113L87 115V112L86 111H85ZM76 114H78V113H76ZM76 114H75V111H74V115H76ZM82 118H84L83 115H82ZM118 118L119 117H117L116 119H118ZM120 118H121V121H123L122 120V113L120 115ZM73 137L74 138L77 137V134H73L72 139H74ZM76 142L73 141V140H67L65 143L74 145Z\"/></svg>",
	"mask_w": 264,
	"mask_h": 264
}]
</instances>
